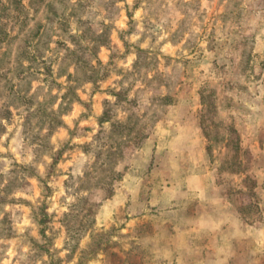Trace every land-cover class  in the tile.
Returning <instances> with one entry per match:
<instances>
[{
	"label": "rangeland",
	"instance_id": "1",
	"mask_svg": "<svg viewBox=\"0 0 264 264\" xmlns=\"http://www.w3.org/2000/svg\"><path fill=\"white\" fill-rule=\"evenodd\" d=\"M261 32L264 0H0V264H125L108 203L188 124L244 174Z\"/></svg>",
	"mask_w": 264,
	"mask_h": 264
},
{
	"label": "crops",
	"instance_id": "2",
	"mask_svg": "<svg viewBox=\"0 0 264 264\" xmlns=\"http://www.w3.org/2000/svg\"><path fill=\"white\" fill-rule=\"evenodd\" d=\"M263 41L258 33L253 56L264 55ZM252 80L264 88V73ZM251 101L258 119L239 130V149L251 154L244 174L222 175L193 123L168 141L160 163L149 159L144 172L126 177L122 194L108 203L114 217L106 222L110 228L122 218V231L136 234L125 264H264V93Z\"/></svg>",
	"mask_w": 264,
	"mask_h": 264
}]
</instances>
